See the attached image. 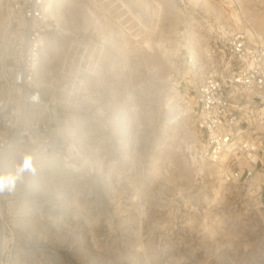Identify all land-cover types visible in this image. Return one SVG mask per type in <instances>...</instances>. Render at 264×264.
Wrapping results in <instances>:
<instances>
[{"label": "rangeland", "instance_id": "obj_1", "mask_svg": "<svg viewBox=\"0 0 264 264\" xmlns=\"http://www.w3.org/2000/svg\"><path fill=\"white\" fill-rule=\"evenodd\" d=\"M50 3L39 77L88 168L9 151L0 264H264V164L219 180L193 157L192 116L172 120L168 85L172 55L216 25L264 42V0Z\"/></svg>", "mask_w": 264, "mask_h": 264}, {"label": "built area", "instance_id": "obj_2", "mask_svg": "<svg viewBox=\"0 0 264 264\" xmlns=\"http://www.w3.org/2000/svg\"><path fill=\"white\" fill-rule=\"evenodd\" d=\"M49 3L0 0V187L15 147L70 164L67 132L39 77L46 36L58 29ZM177 54L168 72L172 120L192 116L193 157L219 180L248 181L264 164L257 157H264V42L245 26L216 25L197 53ZM3 245L0 232V254Z\"/></svg>", "mask_w": 264, "mask_h": 264}, {"label": "bare ground", "instance_id": "obj_3", "mask_svg": "<svg viewBox=\"0 0 264 264\" xmlns=\"http://www.w3.org/2000/svg\"><path fill=\"white\" fill-rule=\"evenodd\" d=\"M49 8H50L51 13L53 14L51 3H49ZM237 15L235 18H238ZM250 30L252 31V29ZM65 156L67 157L68 161H70L69 162L70 164H68L67 166L70 165L72 167H75V169L88 168V159L79 151V149L73 143L69 142L67 144V147L65 149ZM72 159L74 160L72 161ZM71 161H72V164H71Z\"/></svg>", "mask_w": 264, "mask_h": 264}]
</instances>
